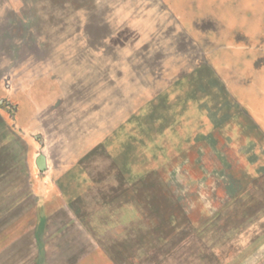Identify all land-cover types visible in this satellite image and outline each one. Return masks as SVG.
Here are the masks:
<instances>
[{
	"label": "rangeland",
	"instance_id": "rangeland-1",
	"mask_svg": "<svg viewBox=\"0 0 264 264\" xmlns=\"http://www.w3.org/2000/svg\"><path fill=\"white\" fill-rule=\"evenodd\" d=\"M27 1L0 0V264H264V0ZM184 85L163 150L122 157Z\"/></svg>",
	"mask_w": 264,
	"mask_h": 264
},
{
	"label": "trees",
	"instance_id": "trees-1",
	"mask_svg": "<svg viewBox=\"0 0 264 264\" xmlns=\"http://www.w3.org/2000/svg\"><path fill=\"white\" fill-rule=\"evenodd\" d=\"M23 5H26L29 3L27 0H19ZM37 1V0H33ZM47 1V4L51 7H54V4L56 3V0H44ZM43 2V1H42ZM41 2V3H42ZM38 3V2H37ZM66 5L73 7L74 8V2L72 0L66 1ZM38 7V4H37ZM23 8V7H22ZM17 14V18L22 21H27V17L25 15L22 16ZM40 38H46L45 33L40 34ZM207 67L206 64L203 62L201 65L197 66L194 68V75L198 72H200L201 68ZM180 81H187L186 77L179 78ZM207 79L208 83H205L207 85L212 83V79ZM187 85V84H186ZM163 95L162 93L157 96L152 100L144 104L143 107H141L136 116L134 117V136L130 137L128 134L126 135L125 132H122V137H121V142H120V150L122 157H126L127 152L129 149L133 152V157L140 156L145 150L146 147L151 144L150 149L153 152H159L162 151L164 148V143L168 141L169 136L176 130L177 127V122L176 118L177 115H179L182 110L184 109V102H186V94H187V88L186 86H182L181 89L175 92V94H172L171 96V86H167L163 89ZM158 106L160 108V113L154 115L153 107ZM148 115H154L150 120L146 119V116ZM159 115V116H157ZM250 122V121H249ZM252 123V121H251ZM253 124V123H252ZM218 127L214 128L213 131L215 132ZM125 131V129H124ZM177 157V155L175 154ZM176 157H170L169 160H167V164H171L174 160H176ZM243 175L248 176L247 171H243ZM246 176V179H247ZM242 195L240 194L239 196L235 197L233 202L231 203L234 207L232 212L235 210V208H239L240 203L238 202L239 199L242 200ZM231 212V213H232ZM230 213V214H231ZM234 213H237L236 210ZM229 216L225 217H217L215 219L216 224L220 225H226L227 218ZM242 231V230H241ZM240 232V231H239Z\"/></svg>",
	"mask_w": 264,
	"mask_h": 264
},
{
	"label": "water",
	"instance_id": "water-1",
	"mask_svg": "<svg viewBox=\"0 0 264 264\" xmlns=\"http://www.w3.org/2000/svg\"><path fill=\"white\" fill-rule=\"evenodd\" d=\"M93 1H94V5L96 7H99V6H102V4H103V2L105 0H93ZM49 9L55 11L56 15H58V17H60V18H63L65 16L66 17L69 16V19L74 18V17H77L76 16L77 14H74V12H72V10L70 9V6H68L66 4H65V7H55V6L54 7H51V6H49L47 4V1H43L41 3L40 7H39V11L41 13H43V14L44 13H47ZM106 16L107 15H106L105 12L101 15V17H102L103 20L106 18Z\"/></svg>",
	"mask_w": 264,
	"mask_h": 264
}]
</instances>
